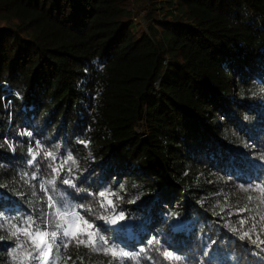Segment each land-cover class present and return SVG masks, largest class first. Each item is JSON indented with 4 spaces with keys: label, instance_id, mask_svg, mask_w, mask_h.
Wrapping results in <instances>:
<instances>
[{
    "label": "trees",
    "instance_id": "1",
    "mask_svg": "<svg viewBox=\"0 0 264 264\" xmlns=\"http://www.w3.org/2000/svg\"><path fill=\"white\" fill-rule=\"evenodd\" d=\"M128 1L0 0V215L54 219L40 184L71 154L54 198L84 205L110 245L144 248L142 264H264L239 238L256 224L264 239V0H164L139 36ZM26 241L0 229V264ZM62 255L111 259L74 242Z\"/></svg>",
    "mask_w": 264,
    "mask_h": 264
},
{
    "label": "snow or ice",
    "instance_id": "2",
    "mask_svg": "<svg viewBox=\"0 0 264 264\" xmlns=\"http://www.w3.org/2000/svg\"><path fill=\"white\" fill-rule=\"evenodd\" d=\"M24 135H31V133H24ZM81 143H85L81 141ZM39 147V145H37ZM31 151V150H30ZM39 153H34L31 156V159L28 163L31 165L33 161L37 160ZM44 157L46 159H51L53 162L56 160V154L54 152H44ZM71 162L73 166L76 165V161L71 154L67 155L66 160L63 161L59 166H54L50 164L52 176L43 183L40 184L41 190L45 191L47 194V189L45 184L52 187V192L54 195H47V207L52 209V217L54 219H49L42 228L40 224L37 223L31 216L19 220L17 223H13L11 219L5 218L3 215H0V229H5L10 232L11 235L19 238L20 235L27 237L26 242H20L13 248L10 253L14 264H25V261H35L36 264H61V260H70L71 257L66 259L62 255V250L66 251L68 247L74 242L76 247L83 246L88 248L91 252H99L104 255L111 257L109 264H142V258L144 260L149 259V257L144 256L145 249L141 248L137 253H130L125 251L117 245H110L106 237L100 233V231L86 220L80 213L77 211V208H83L84 205H69L64 201H57L54 196L56 194L55 184L60 173L64 168L65 164ZM31 179L36 180L37 175L33 173ZM64 185L75 188L76 185L70 179H62ZM83 191L82 189H78ZM121 190H123V185H121ZM243 190L248 191V188ZM252 192H259L261 194V202L264 203V185L256 184L251 187ZM89 195H93L89 193ZM116 193L101 191L98 193L100 198H103L104 203H101V207L111 208L115 212V206L113 201L109 198L115 196ZM252 196L248 197V200L251 201ZM246 208H241L239 211H247ZM101 219L106 222L115 224L118 219H123V213H119L116 216H102ZM254 219V217H253ZM261 221H264V216L260 217ZM247 221L245 219L240 220V225L243 227ZM49 224L52 225L49 228ZM233 232L236 231V228L231 229ZM261 232H264V228L261 229ZM253 234H255V239L253 240ZM241 240L245 238L252 240V243L255 244L257 248L261 251H264V239H261L260 233L257 232L256 224H253L252 227L243 231L239 237ZM159 244V241H156ZM161 255L165 260H175L179 261L182 258L178 255H175L172 251L164 250ZM83 258H81V264ZM159 264V262H158Z\"/></svg>",
    "mask_w": 264,
    "mask_h": 264
},
{
    "label": "rangeland",
    "instance_id": "3",
    "mask_svg": "<svg viewBox=\"0 0 264 264\" xmlns=\"http://www.w3.org/2000/svg\"><path fill=\"white\" fill-rule=\"evenodd\" d=\"M164 0H129L128 4L132 11V20L137 23L136 36H139L141 31H147L148 23L150 18L161 19L160 12L157 10L154 12L153 9L161 7L159 4ZM152 11V12H150ZM151 14V16H149ZM137 133L140 137L144 138L147 133L145 124L142 123L140 127L137 128Z\"/></svg>",
    "mask_w": 264,
    "mask_h": 264
},
{
    "label": "water",
    "instance_id": "4",
    "mask_svg": "<svg viewBox=\"0 0 264 264\" xmlns=\"http://www.w3.org/2000/svg\"><path fill=\"white\" fill-rule=\"evenodd\" d=\"M144 140H146V138H144Z\"/></svg>",
    "mask_w": 264,
    "mask_h": 264
}]
</instances>
